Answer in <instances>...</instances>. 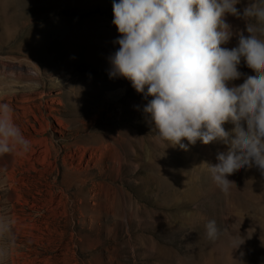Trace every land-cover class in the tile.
<instances>
[{
	"label": "rangeland",
	"instance_id": "374dc122",
	"mask_svg": "<svg viewBox=\"0 0 264 264\" xmlns=\"http://www.w3.org/2000/svg\"><path fill=\"white\" fill-rule=\"evenodd\" d=\"M113 19V0H0V104L30 142L27 152L0 154V221L8 224L0 264H264V176L237 169L224 193L208 164L227 144L198 141L184 151L157 138L143 112L148 100L109 76L120 36ZM226 20L248 35L243 19ZM239 70L232 84L253 71L243 61ZM51 97L67 128L50 116ZM21 101L43 102L54 126L31 134L34 117ZM75 144L110 147L100 160V150L90 157ZM44 153L52 167L35 159ZM209 220L221 230L215 240ZM240 233L245 243L234 249L230 237Z\"/></svg>",
	"mask_w": 264,
	"mask_h": 264
},
{
	"label": "clouds",
	"instance_id": "9594fccd",
	"mask_svg": "<svg viewBox=\"0 0 264 264\" xmlns=\"http://www.w3.org/2000/svg\"><path fill=\"white\" fill-rule=\"evenodd\" d=\"M241 3L113 0L112 22L120 36L110 56V78L127 79L148 100L143 112L157 138L170 147L187 151L198 141L228 145L217 154V164H208L212 181L224 193L237 169L255 167L264 176V0H249L242 10ZM229 15L246 22L248 35L233 31ZM234 37L236 46L226 47ZM242 61L253 71L243 83L232 84L244 76ZM10 111L0 104V154L17 147L27 152L30 142ZM229 122L231 132L224 127ZM205 227L209 240L221 233L215 220ZM7 231L8 224L0 221V234ZM244 243L241 233L230 237L234 249Z\"/></svg>",
	"mask_w": 264,
	"mask_h": 264
},
{
	"label": "bare ground",
	"instance_id": "6f19581e",
	"mask_svg": "<svg viewBox=\"0 0 264 264\" xmlns=\"http://www.w3.org/2000/svg\"><path fill=\"white\" fill-rule=\"evenodd\" d=\"M57 87V86H56ZM50 93H53V91H51ZM39 94V95H38ZM35 95V94H34ZM34 95H29V98H35L34 97ZM35 96H40V97H43L44 96V93L43 92H40V93H37ZM50 101V102H49ZM49 101L46 103L47 104V106H46V108L47 107H49V109L51 110V111H53V113H51L50 114V116H52V118H54V121H56L57 122V124L59 125V126H62V127H65V128H67L68 127V124H67V122L65 123L61 118H60V116L58 115V113H59V109L57 108V107H55V106H49V103L51 104V103H62L61 101H57L56 100V98H52L51 97V99H49ZM17 106H18V108H20L21 110H22V113H24V115L25 114H31L33 117H34V120H32V119H28L27 120V125L28 126H26V127H28V128H30V129H32V131H30L31 132V134L32 133H34V134H40V133H45V132H47L48 130H49V128H52L53 126H54V121L50 118V116L48 115H46L44 112H42V105H43V102H40L39 104H37L36 102H34L33 104H24L22 101L21 102H19V103H17L16 104ZM53 105V104H52ZM33 106H35V107H37L38 108V110L39 111H41L40 112V114L39 113H37V111L33 108ZM44 106V105H43ZM57 111V112H56ZM39 125V126H38ZM55 129L57 130V131H60L58 128H57V126L55 127ZM50 143H52L51 144V147H52V149H54V151H56V147H55V145H54V143L53 142H50ZM75 147V149L77 150V153H79V152H82L83 154H86L87 152L88 153H90V157L92 156H94V154H96L97 153V150H100V152H101V154H100V160H102L103 158H104V156L107 154V151H108V148L110 147V146H105V145H100V146H98V147H94V146H80V145H78V144H75L74 145ZM102 146V147H101ZM50 149V148H49ZM33 152V151H32ZM45 153H47V152H45ZM36 154V157H35V159L41 164V165H43V166H50V167H52L51 165H52V163L51 162H49L48 161V156L50 155L49 153L48 154ZM50 153H52V152H50ZM74 154L75 153H73L72 151H65L64 152V156L66 157V156H70V157H72L73 158V156H74ZM50 157V156H49ZM106 157V156H105ZM50 159V158H49ZM64 164V167L66 168V169H69V167H68V165H67V163H66V161H64L63 162ZM67 171V170H66ZM66 173V172H65ZM65 173H64V175H65Z\"/></svg>",
	"mask_w": 264,
	"mask_h": 264
}]
</instances>
